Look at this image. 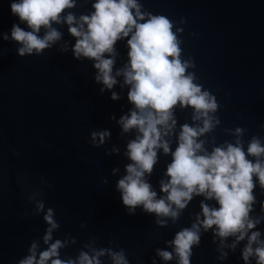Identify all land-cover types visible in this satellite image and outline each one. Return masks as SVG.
Wrapping results in <instances>:
<instances>
[{"label":"water","instance_id":"95a60500","mask_svg":"<svg viewBox=\"0 0 264 264\" xmlns=\"http://www.w3.org/2000/svg\"><path fill=\"white\" fill-rule=\"evenodd\" d=\"M11 2L0 0V32L7 34L19 23L11 14ZM92 2L77 0L76 7L68 11L88 14ZM140 2L145 10L166 15L183 28V55L193 58L198 82L220 104L216 113L220 124L211 134L217 144L233 141L224 129L236 127L246 129L245 149L251 136L264 139V0ZM182 18L185 23L181 25ZM20 27L27 30L24 24ZM54 27L63 33V39L41 55L20 57L18 44L0 39V264H17L27 255L31 241L44 234L47 225L43 213L33 215L35 202L28 200L34 192H42L37 199L55 212L60 227L54 238L76 240L61 249V258H74L95 238L97 248L123 249L129 264H153V260L156 264H177L175 257L163 261L156 249L171 251L166 241L190 226L200 211L202 197L194 198L180 219L175 224L169 220L167 227L157 226L155 217L141 208L135 215L127 214L115 188L129 162L123 152L131 134L122 136L116 123L131 107L127 89L118 78L120 83L112 91L121 99L111 100L107 90L101 94L92 62L74 59L71 50L58 51L65 42L69 49L74 43L67 26ZM116 49V67H120L127 60L126 40L118 41ZM113 114L116 120L110 119ZM190 115V108L177 109L178 124L191 123ZM94 130H108L111 137L101 147H94L90 137ZM114 146L120 154L106 155ZM169 162L170 157L161 152L149 178L158 194V182ZM113 168L119 172L112 174ZM105 178L106 184L102 183ZM255 194L258 202L253 215H264L259 203H264V195L258 186ZM258 229L264 233V222ZM212 240L211 230L202 233L199 247L192 250L191 264H243V242L221 261ZM101 259L110 264L108 257Z\"/></svg>","mask_w":264,"mask_h":264},{"label":"clouds","instance_id":"9594fccd","mask_svg":"<svg viewBox=\"0 0 264 264\" xmlns=\"http://www.w3.org/2000/svg\"><path fill=\"white\" fill-rule=\"evenodd\" d=\"M76 2L12 0L10 11L19 23L12 25L10 34L0 32V39L18 44L20 57L41 55L63 39V33L54 25H66L74 43L69 49L65 42L58 51L71 50L74 59L91 61L94 81L102 85L101 94L107 90L111 100L121 99L112 89L122 78L121 87L127 89L131 107L118 120L115 114L110 119L116 120L122 136L131 134L123 152L129 162L115 185L127 214L135 215L141 208L155 217L157 226L167 227L169 220L175 224L180 219L194 198L202 197L194 221L166 241L171 251L156 249L158 257L166 262L175 257L177 264H191L193 248L199 247L202 233L211 230L218 260H225L243 242V264L253 260L254 264H264V233L258 229L264 215H253L257 186L264 195V139L251 136L245 149L246 129L236 127L224 129L233 141L217 144L211 134L220 124L216 115L220 104L198 82L193 58L184 57L180 38L183 28L177 22L145 10L140 0H93L92 10L80 15L68 11L76 7ZM178 23L182 25L185 20ZM121 40H126L127 60L116 67V44ZM187 108L191 109V123L178 124L177 109ZM90 137L94 147H101L111 132L94 130ZM207 144L212 147L209 149ZM161 152L170 157V162L158 182V194L149 178ZM105 154H120V149L114 146ZM117 172L119 168L112 169V174ZM102 183L106 184L107 179ZM42 195L34 192L28 200L35 202L32 214L43 213L47 227L41 239L31 241L27 255L17 264H103L102 257H108L110 264H129L123 249L97 248L95 238L85 243L74 258H61V249L76 240L54 238L60 225L54 210L46 209L43 200L37 199ZM259 203L264 213V203Z\"/></svg>","mask_w":264,"mask_h":264}]
</instances>
